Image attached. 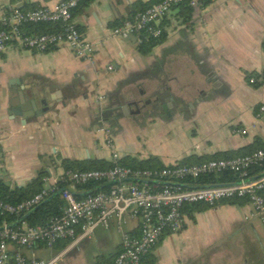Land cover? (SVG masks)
Wrapping results in <instances>:
<instances>
[{
	"label": "crops",
	"instance_id": "1",
	"mask_svg": "<svg viewBox=\"0 0 264 264\" xmlns=\"http://www.w3.org/2000/svg\"><path fill=\"white\" fill-rule=\"evenodd\" d=\"M159 1H83L73 22L93 47L92 64L66 44L40 53L11 40L0 56L1 182L13 189L41 178L48 191L65 174L62 160L113 162L115 154L155 157L168 166L264 144V117H256L264 105V0L175 6L159 23L163 40L148 53L140 50L141 34H133L135 41L111 34L113 24ZM62 2L0 0V15ZM19 92L40 115L10 116ZM119 97L136 100L138 108L124 113ZM139 140L153 150H140ZM135 227L128 221L124 231ZM59 244L19 252L37 260L61 254L60 264H111L122 235L112 225L62 250ZM150 258L153 264H264V227L249 203L219 202L183 214L182 228L163 236Z\"/></svg>",
	"mask_w": 264,
	"mask_h": 264
},
{
	"label": "built area",
	"instance_id": "2",
	"mask_svg": "<svg viewBox=\"0 0 264 264\" xmlns=\"http://www.w3.org/2000/svg\"><path fill=\"white\" fill-rule=\"evenodd\" d=\"M82 0H63L54 7L37 8L22 11L17 7L9 8L0 15V56L5 52L11 40L15 39L25 48L45 52L52 47L66 44L73 54L82 61L93 63V47L75 29L71 11ZM186 3L189 6H199V0H162L137 14L131 22L111 30L115 37L125 38L130 34L144 33L158 38L161 35L159 23L169 13L171 8ZM31 23H60L63 34L21 36L19 27ZM108 71L113 67L108 66ZM250 82H254L253 79ZM257 119L264 117V105L259 106ZM106 135L108 130H101ZM110 145L111 141L108 139ZM114 154L113 162L117 161ZM264 162V149L257 150L243 157L232 159L208 160L190 166L171 165L158 171H133L127 168L113 167L107 171L67 172L60 181L73 184H86L90 181L121 182L110 186L105 192L76 200L74 196L64 191L62 197L67 207L60 218H56L46 227H28L11 229L4 225L0 228V264H60L61 254L48 260H37L24 257L17 252L9 251V245L31 248L36 242H44L51 248L56 242L70 240L69 246L84 239L91 238L94 231L101 227L108 229L115 226L122 235V251L116 257L114 264H139L141 258L148 254L157 244L164 232L177 233L182 228L183 215L181 208L188 204L206 203L212 206L221 200L233 197H244L252 208L253 215L264 227V174L252 180H246L247 170L256 164ZM231 171L239 175V181L225 185H214L203 188H183L179 181L185 178H198L201 175L214 172ZM168 179L163 185L155 183L152 190L148 184L154 179ZM126 180H142L149 183H122ZM47 196L42 191L28 201L13 206L0 200V214H15L28 212L42 202ZM140 223V237L132 238L124 233L128 221Z\"/></svg>",
	"mask_w": 264,
	"mask_h": 264
},
{
	"label": "trees",
	"instance_id": "3",
	"mask_svg": "<svg viewBox=\"0 0 264 264\" xmlns=\"http://www.w3.org/2000/svg\"><path fill=\"white\" fill-rule=\"evenodd\" d=\"M85 0H82L79 2L77 7H75L71 13H72V20L74 18V15L76 13V10L78 6ZM160 0L159 2H161ZM158 2V3H159ZM175 6H183L188 9L191 7L187 5L186 3L178 4ZM173 6V7H175ZM172 7V8H173ZM149 7H145L141 9L138 13H135L132 18H130L127 21H122L121 23H116L111 26L112 30L116 28H120L123 26V23L125 22H131L133 18L139 14L147 10ZM171 8V9H172ZM37 9V8H35ZM34 10V9H33ZM23 11V10H22ZM74 21V20H73ZM75 29L80 33V30L75 25ZM160 28V27H159ZM21 36L27 37V36H41V35H60L63 34L62 25L60 23H37V24H31V23H25L22 24L19 27ZM142 36V44L140 46V50L142 53H148L150 52L160 41L164 38V33L161 31V35L158 38H153L150 36H147L144 33H141ZM264 149V144H259L258 142H255L254 145L246 147L244 149L227 153V154H216L209 158H203V157H189L186 158L180 162H178L177 166H190V165H196L199 163H203L208 160H220V159H232L235 157H243L246 155H249L257 150ZM61 167L63 168V171L65 173L67 172H85V171H107L112 169L113 167H121V168H127L133 171H142V170H149V171H158L165 169L167 167H171V165L165 166L163 165L157 158L151 157L145 161H139L136 158L132 157H126L122 158L120 160H117L115 162H108L105 160H90V161H84V162H78L74 160H62L61 161ZM264 174V162L259 163L256 165L251 166L247 170V175L244 177L246 180H252L255 178H258L260 175ZM46 174H41V177H45ZM40 177V176H39ZM168 179H154L152 183L150 182L148 184V188L152 190V185L155 183H158L159 185H163ZM138 181V180H136ZM135 180H126L122 183H139ZM239 181V175L237 173L231 172V171H223V172H214L210 174L201 175L198 178H185L179 183L183 188H203V187H210L214 185H225V184H231L236 183ZM121 183V182H112L107 180L102 181H90L86 184H73L67 181H59L57 182L51 189H49L47 192V196L45 199L34 206L30 211L28 212H21V213H15V214H0V228L4 225L10 227L11 229H19L23 224L28 227H46L50 224V222L56 218H60L66 207L67 203L62 197V193L65 190H69L72 193H74V197L76 200H81L87 196L95 195L100 192L107 191L111 185ZM43 191V182L41 178H38L32 182H30L28 185H26L23 188H13L11 189L9 186L5 185L3 182L0 181V200L3 203H7L9 205H19L25 201L30 200L35 195H38ZM261 196L264 198V191H262ZM222 204L227 205H242L245 203H248L247 199L244 197H233L231 199L227 200H221L219 201ZM213 204L212 206L216 205L217 203ZM207 205L206 203H196V204H188L181 208V214H187L188 216H192L193 214L197 212H201L209 207H212ZM136 223V227L134 229V233H126L132 238H139L140 237V223L139 219L134 221ZM169 234V232H164L160 239ZM159 239V240H160ZM60 243V244H59ZM70 243V240H62L59 242H56L51 248H47L44 242H36L34 245H32L31 248H23L17 245H12L15 249L14 252H17L23 255L21 252H19L20 249H28L31 250L36 246H42L47 249H52L56 245H60L59 249H64L67 247ZM154 248V247H153ZM151 251L144 255L139 264H153L152 258H150ZM122 249L119 253H121ZM115 256L113 262L111 264H114V261L116 257ZM149 260V261H148ZM7 264H13V262L10 260Z\"/></svg>",
	"mask_w": 264,
	"mask_h": 264
},
{
	"label": "water",
	"instance_id": "4",
	"mask_svg": "<svg viewBox=\"0 0 264 264\" xmlns=\"http://www.w3.org/2000/svg\"><path fill=\"white\" fill-rule=\"evenodd\" d=\"M126 40H131V41H135L136 37L133 34H130L127 36ZM34 97V96H33ZM18 99H19V104L18 106H10L8 109V113L10 114V116H20L22 120H25L28 116H32V115H40V113L36 112V105L34 101H30L29 103H25L24 102V95L22 92L18 93ZM120 102H121V107L122 110L124 111V113H126L127 108L128 107H134V108H138V102L134 99H129L127 101H125L123 99V97H119ZM32 108L33 111L35 112H28L29 108ZM137 112H139L137 110ZM1 178V177H0ZM136 182H140L142 184H147L149 183L148 181H142V180H138ZM66 192H68L69 194H71L72 196H75L74 193H72L69 190H65Z\"/></svg>",
	"mask_w": 264,
	"mask_h": 264
},
{
	"label": "rangeland",
	"instance_id": "5",
	"mask_svg": "<svg viewBox=\"0 0 264 264\" xmlns=\"http://www.w3.org/2000/svg\"><path fill=\"white\" fill-rule=\"evenodd\" d=\"M137 144L139 145L138 147H139V149L140 150H143V149H145V150H153V146H152V143L150 142V144L148 143V144H145V142L143 141V140H139V141H137Z\"/></svg>",
	"mask_w": 264,
	"mask_h": 264
}]
</instances>
